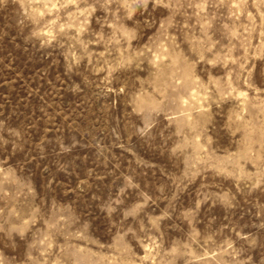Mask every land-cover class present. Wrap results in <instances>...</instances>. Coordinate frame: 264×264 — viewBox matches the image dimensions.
<instances>
[{
    "label": "rangeland",
    "instance_id": "rangeland-1",
    "mask_svg": "<svg viewBox=\"0 0 264 264\" xmlns=\"http://www.w3.org/2000/svg\"><path fill=\"white\" fill-rule=\"evenodd\" d=\"M0 264H264V0H0Z\"/></svg>",
    "mask_w": 264,
    "mask_h": 264
}]
</instances>
